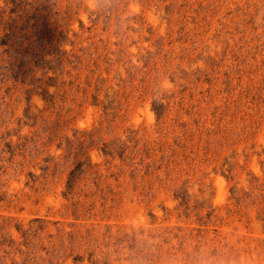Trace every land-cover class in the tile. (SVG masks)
<instances>
[{
    "label": "rangeland",
    "instance_id": "374dc122",
    "mask_svg": "<svg viewBox=\"0 0 264 264\" xmlns=\"http://www.w3.org/2000/svg\"><path fill=\"white\" fill-rule=\"evenodd\" d=\"M204 257L264 264V0H0V264Z\"/></svg>",
    "mask_w": 264,
    "mask_h": 264
},
{
    "label": "clouds",
    "instance_id": "9594fccd",
    "mask_svg": "<svg viewBox=\"0 0 264 264\" xmlns=\"http://www.w3.org/2000/svg\"><path fill=\"white\" fill-rule=\"evenodd\" d=\"M202 259L203 264H213L210 258L204 257ZM229 264H250V262L247 257H238L231 260Z\"/></svg>",
    "mask_w": 264,
    "mask_h": 264
},
{
    "label": "trees",
    "instance_id": "16d2710c",
    "mask_svg": "<svg viewBox=\"0 0 264 264\" xmlns=\"http://www.w3.org/2000/svg\"><path fill=\"white\" fill-rule=\"evenodd\" d=\"M159 116H161V114H159Z\"/></svg>",
    "mask_w": 264,
    "mask_h": 264
}]
</instances>
